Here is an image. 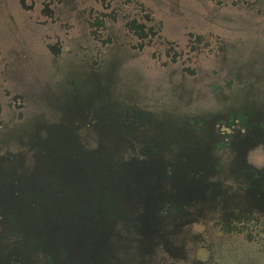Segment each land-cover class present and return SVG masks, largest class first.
Returning <instances> with one entry per match:
<instances>
[{
  "label": "flooded vegetation",
  "instance_id": "af4514ba",
  "mask_svg": "<svg viewBox=\"0 0 264 264\" xmlns=\"http://www.w3.org/2000/svg\"><path fill=\"white\" fill-rule=\"evenodd\" d=\"M0 264H264V0H0Z\"/></svg>",
  "mask_w": 264,
  "mask_h": 264
},
{
  "label": "water",
  "instance_id": "95a60500",
  "mask_svg": "<svg viewBox=\"0 0 264 264\" xmlns=\"http://www.w3.org/2000/svg\"><path fill=\"white\" fill-rule=\"evenodd\" d=\"M84 155V153H79L82 163H77L76 147L72 143V140L66 137H59V193H61L63 197H65V199L67 200L71 201L73 194L72 188L74 183L72 181L75 177L74 165H83ZM63 216L64 219H68L66 214H64ZM68 224L72 225V220L69 221ZM24 234L28 237V240L31 242L32 245L35 244L34 246H32V251H42L45 252L46 256L49 255L52 258H59V247L55 248L51 243H49L50 246H48L47 248H42L40 246L43 242L41 239V233H34L30 230L26 231ZM51 234L52 236H54L53 233Z\"/></svg>",
  "mask_w": 264,
  "mask_h": 264
}]
</instances>
